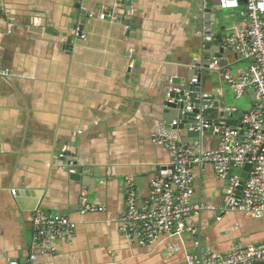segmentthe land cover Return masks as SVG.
<instances>
[{"label":"crops","instance_id":"obj_1","mask_svg":"<svg viewBox=\"0 0 264 264\" xmlns=\"http://www.w3.org/2000/svg\"><path fill=\"white\" fill-rule=\"evenodd\" d=\"M124 1L0 0V264H186L203 249L264 243V219L225 213L224 180L209 165L193 170L192 200L215 210L190 221L193 233L150 247L120 233L128 182L144 198L170 163L152 135L160 124L173 133L165 96L193 70L194 14L218 0H133L123 10ZM104 13L118 21L101 20ZM223 13L226 38L246 28L244 0ZM227 64L243 74L252 62L230 53ZM206 82V93L226 97L225 84L231 91L219 70ZM63 152L80 172L65 171ZM83 205L105 211L82 213ZM37 209L74 225L45 254L33 242Z\"/></svg>","mask_w":264,"mask_h":264},{"label":"built area","instance_id":"obj_2","mask_svg":"<svg viewBox=\"0 0 264 264\" xmlns=\"http://www.w3.org/2000/svg\"><path fill=\"white\" fill-rule=\"evenodd\" d=\"M244 1L246 28L228 37L225 45L234 49L239 59L250 60L252 64L243 74L233 73L228 64L220 68V72L236 99L254 94L252 109L241 112L242 120L235 126H229L228 121L218 124L200 121L193 129L200 133V138L190 140L193 142L191 145L189 141L181 139L179 133L169 132L165 124L155 128L152 140L168 149L170 163L151 178L146 197L141 198L132 182H128L124 190V210L118 219L119 231L131 243L150 247L164 236L171 238L193 233L190 221L203 212L215 210L210 205L192 200L195 194V167L212 166L219 179L230 181L231 191L227 198L232 203L230 211L253 219H264V0ZM219 2L221 9L234 10L240 8L241 0ZM5 19L6 13L0 7V22ZM100 19L118 21L113 13H104ZM75 35L82 37L78 29ZM191 84H197V80L193 79ZM199 97L208 103L200 108L201 114L197 116L198 120H202L204 111L212 107L213 100L212 95L206 92H201ZM228 111L237 112L232 108ZM176 124L174 122L172 125ZM204 129H212L211 135H206ZM208 137L213 142H209ZM246 165H251V169L244 180L241 197L236 200L240 174ZM104 211V207L94 205H83L81 210L82 213ZM32 220L33 242L41 247L42 254L52 251L51 242L70 238L74 234V225L66 217L53 216L37 209L33 212ZM186 264H264V243L237 246L224 253L203 249L197 254L188 255Z\"/></svg>","mask_w":264,"mask_h":264},{"label":"water","instance_id":"obj_3","mask_svg":"<svg viewBox=\"0 0 264 264\" xmlns=\"http://www.w3.org/2000/svg\"><path fill=\"white\" fill-rule=\"evenodd\" d=\"M132 1L133 0H128V2L124 1L120 8L125 10L126 6L132 5ZM203 1L205 2V0ZM219 6L220 2L218 0L217 2H212L210 7H204L194 14L192 25L196 30L195 32L200 34V37L196 39L192 57L187 60V64L191 66L193 70L187 72L179 81H173L167 96H165L166 101L164 104L167 109L165 119L168 120L167 122L171 125L173 132L182 135L185 142L200 138V133L193 131L200 121H209V124H218L220 121H228L229 126H235L242 120L240 109L235 107L233 102L228 104L226 97L222 98L219 94L216 95L215 93L211 94L213 105L211 108L204 111V119H197V116L201 114L200 108L204 105H208L206 99L199 97L200 93L206 90V75L210 72L220 71V68L227 65L229 54H236L234 49L225 45L228 21L223 10H220ZM214 7H216V9H214ZM127 9L128 11H132L131 7ZM193 79L197 80V84H191ZM253 97L255 98L254 94ZM230 108L236 109L237 112H229L228 109ZM173 122H177V124L172 125ZM204 131L206 135L210 136L212 129H204ZM59 156L63 163L62 166H66V172L73 170L80 172L79 169H75V167L71 166L73 163V155L71 153L63 152ZM250 169L251 165H246L240 174V185L235 192L236 200H239L241 197L243 183ZM231 172H233V169H231ZM77 173H71L70 178L79 181L83 180L82 176ZM224 184V193L226 198H228V194L231 191V183L229 180H225ZM231 204V202L226 201L225 213L230 210Z\"/></svg>","mask_w":264,"mask_h":264},{"label":"rangeland","instance_id":"obj_4","mask_svg":"<svg viewBox=\"0 0 264 264\" xmlns=\"http://www.w3.org/2000/svg\"><path fill=\"white\" fill-rule=\"evenodd\" d=\"M226 88H227L226 101L228 102V104L230 102H233L235 107L239 108L241 112H247L250 109H252V103L255 101L252 95H243L240 99H236L234 94L231 93V91L228 89L227 85L225 84L224 89ZM216 92H218L215 93L216 95L219 94V91ZM237 174H239L238 171Z\"/></svg>","mask_w":264,"mask_h":264}]
</instances>
